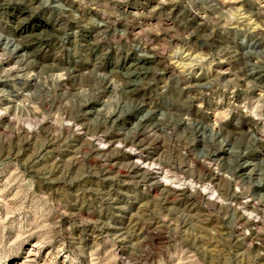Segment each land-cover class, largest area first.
I'll list each match as a JSON object with an SVG mask.
<instances>
[{"label":"rangeland","instance_id":"374dc122","mask_svg":"<svg viewBox=\"0 0 264 264\" xmlns=\"http://www.w3.org/2000/svg\"><path fill=\"white\" fill-rule=\"evenodd\" d=\"M0 264H264V0H0Z\"/></svg>","mask_w":264,"mask_h":264},{"label":"bare ground","instance_id":"6f19581e","mask_svg":"<svg viewBox=\"0 0 264 264\" xmlns=\"http://www.w3.org/2000/svg\"><path fill=\"white\" fill-rule=\"evenodd\" d=\"M192 186V185H191ZM206 189V188H205ZM211 190V189H210ZM214 190V189H213ZM213 194H215V191H214V193ZM212 195V194H211Z\"/></svg>","mask_w":264,"mask_h":264}]
</instances>
